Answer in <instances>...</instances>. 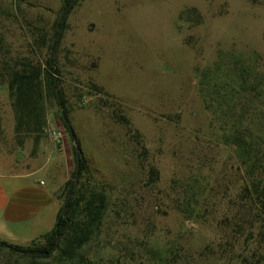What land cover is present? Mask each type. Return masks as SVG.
Masks as SVG:
<instances>
[{
    "label": "rangeland",
    "instance_id": "obj_1",
    "mask_svg": "<svg viewBox=\"0 0 264 264\" xmlns=\"http://www.w3.org/2000/svg\"><path fill=\"white\" fill-rule=\"evenodd\" d=\"M61 3L0 0V80L23 64L44 69ZM219 50L258 55L253 76L263 94H250L264 111V0H80L57 44L75 142L93 178L113 188L104 228L136 250L172 249V264H264L240 161L221 142L199 92ZM0 105V169L42 167L61 202L75 142L59 108L44 99L46 124L35 139L12 131L4 85ZM187 187L195 209L188 218L181 205ZM27 262L0 249V264Z\"/></svg>",
    "mask_w": 264,
    "mask_h": 264
},
{
    "label": "trees",
    "instance_id": "obj_2",
    "mask_svg": "<svg viewBox=\"0 0 264 264\" xmlns=\"http://www.w3.org/2000/svg\"><path fill=\"white\" fill-rule=\"evenodd\" d=\"M79 1L62 0L53 23L44 69L23 64L20 69L7 72V79L0 80V85H6L8 90L16 135L20 132L35 133L34 138H39L38 133L46 124L44 99L50 97L64 113L67 123L61 116L62 124L69 139L75 142L69 133V128H72L68 119L67 99L57 78L56 51L66 20ZM251 56L247 59L242 54L219 50L199 83V92L212 125L220 132L221 142L233 148L235 157L240 161L243 170L241 192L248 194L249 205H254L256 209L250 215V221L252 224L258 223V232L264 237V111L251 98L250 91L256 96L263 92L259 79L253 76L258 55L252 53ZM252 61L254 63L250 64ZM76 145L75 142L71 148L74 167L70 171V179L65 183V194L59 202L54 227L27 246L0 240V249H8L18 258L28 259L23 264H136L150 260V264H172L175 259L172 249L143 247L136 250L114 242L109 234L111 229L104 228L110 210L114 209L110 206L109 198V191L113 188L93 178L81 151L77 159ZM190 188L183 190L185 197L181 201L182 212L187 218L195 212L194 208L190 209ZM120 205H123V200H120ZM24 251H46V254L30 255ZM47 258L50 260L41 262ZM247 260L243 259L244 262Z\"/></svg>",
    "mask_w": 264,
    "mask_h": 264
},
{
    "label": "crops",
    "instance_id": "obj_3",
    "mask_svg": "<svg viewBox=\"0 0 264 264\" xmlns=\"http://www.w3.org/2000/svg\"><path fill=\"white\" fill-rule=\"evenodd\" d=\"M41 170L0 169L1 241L27 246L54 227L60 203Z\"/></svg>",
    "mask_w": 264,
    "mask_h": 264
},
{
    "label": "water",
    "instance_id": "obj_4",
    "mask_svg": "<svg viewBox=\"0 0 264 264\" xmlns=\"http://www.w3.org/2000/svg\"><path fill=\"white\" fill-rule=\"evenodd\" d=\"M61 116L63 118V121L65 123H67V120H66L65 115H64L63 112H61ZM69 133H70L71 137H74V134H73V132H72V130L70 128H69ZM79 151H80V149H79L78 145H76V153L75 154H76L77 159L79 158V155H80ZM58 241H59V238L57 239V243H58ZM24 253L30 254V255H32V254L43 255V254H46V251H27V252L24 251Z\"/></svg>",
    "mask_w": 264,
    "mask_h": 264
},
{
    "label": "built area",
    "instance_id": "obj_5",
    "mask_svg": "<svg viewBox=\"0 0 264 264\" xmlns=\"http://www.w3.org/2000/svg\"><path fill=\"white\" fill-rule=\"evenodd\" d=\"M49 136L56 144L60 143V134L55 129H49Z\"/></svg>",
    "mask_w": 264,
    "mask_h": 264
}]
</instances>
